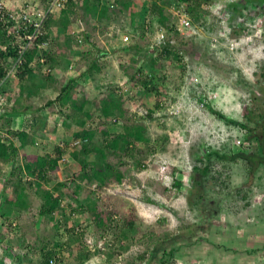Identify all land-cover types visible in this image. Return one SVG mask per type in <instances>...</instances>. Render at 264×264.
<instances>
[{
    "label": "rangeland",
    "instance_id": "rangeland-1",
    "mask_svg": "<svg viewBox=\"0 0 264 264\" xmlns=\"http://www.w3.org/2000/svg\"><path fill=\"white\" fill-rule=\"evenodd\" d=\"M232 1L236 0L204 2L201 19L197 23L191 21L193 28L179 31L173 48L180 52L182 61L166 59L168 68L157 71L166 83V93L160 98L162 108L155 110L151 118L145 115L148 116V109L153 110L158 101L156 92L146 88L143 92L138 91L132 78L143 66L145 68L140 72L150 77L143 53L136 50L115 51L112 58L106 61L104 73L94 80L86 78L83 81L88 96L93 100L98 98L100 102L109 96L108 93L114 95L117 90L128 101L130 112L123 120L118 122L114 117L106 120L98 111L92 126L97 122L99 125L106 124L114 135L124 131L126 124H143L147 128L149 145L155 149L154 153H148L147 163L142 169L133 158L123 156V153L109 157L125 174L121 184H112L104 191L99 190L97 181L90 185L84 180L81 184L85 189H78L76 183L72 184L81 202L86 201L91 189L97 198L103 199L107 211L117 210L115 228L104 231L89 213L78 211L72 214L66 208L70 213L67 227L76 229L74 243H82L76 249L77 254L81 251L91 253L84 264H162V256L170 248H177L179 264H264V169L252 177L246 161L238 157L224 162L214 159L206 174L194 170V166H203L198 158L204 156L206 150L216 149L229 155L240 150L247 131L227 122L223 116L247 122L244 116L247 108H255L256 114L264 108V77L261 79L264 73V37L258 36L264 28V8L240 4L238 10L241 12L230 16L227 4ZM169 2L173 0H165L161 4ZM150 7L149 0L143 1L140 7L135 4V17L127 12L123 20L115 23L127 30L135 28V34L114 32L116 35L112 38L109 33L115 31L114 26L107 29L94 18L86 22L78 15H72L71 23L62 31L70 34L71 30L79 33L86 30L99 45L104 43L109 52L126 44L139 43L145 51L158 50L159 55L162 49L157 46L167 36L164 33V38L160 37L161 30L149 14ZM167 8L175 12L173 4H168ZM52 16L59 20L60 14L56 12ZM143 24L150 25L143 28ZM52 30L57 37L63 33L56 25ZM250 37L252 40H249ZM61 51L52 50L51 54ZM72 52L76 53L75 57H72ZM64 54L56 55L57 65L51 72L47 70L45 73L43 67L38 69V66L34 69V73L37 70L36 77L30 75L28 82L33 93H24L26 95L21 101L28 105L35 117L42 120L44 116L45 122L50 124L61 125L62 121L61 115L55 111L57 105L50 106L48 101L56 99L70 77L78 76L80 69L90 61L79 58L81 50H67ZM71 65H74L73 69H70ZM41 72L45 77L48 73L55 76L52 86H42ZM242 75L244 82L240 79ZM78 80L72 85L81 82L80 77ZM78 97L82 100L85 96L80 93ZM206 102H210V106L223 116L214 114L205 105ZM86 107L91 109L93 105ZM29 124V133L41 127L40 123ZM48 129L49 126H46L47 132H51ZM47 135L44 137H55L52 133ZM96 138L101 140L104 137L98 134ZM55 139V143L59 144L58 135ZM37 140L40 145L34 146V150L40 151L42 143ZM250 143L254 147V141ZM47 144L48 141L43 142L44 146ZM47 148L44 151L51 150ZM25 154L26 150L20 147L13 161H3L0 194L3 178H9V189L17 178L28 180V174H24L28 162ZM65 157L60 161L62 171L59 182H67L73 177L68 176L73 160L67 155ZM12 171L16 174L11 175ZM178 180L182 182L181 187L175 185ZM58 181H53L49 187L53 188ZM28 201L31 212L11 211L15 222H19V231L7 232L6 228L3 230L4 225H0L2 264L16 262L17 253L27 264H41L42 245L59 238L53 223L39 213L42 207L40 195L33 190ZM69 202L80 208V203L72 198L64 200L63 204ZM6 207L7 204L2 208L3 213ZM132 211L138 218L137 229L128 231L125 236L121 231V220ZM5 217L12 219L7 214ZM188 228L190 234L186 232ZM61 231L65 232L64 229ZM64 236V240H68L69 236ZM155 243L162 247L155 256H151L150 250ZM62 254L67 264H78L68 248H64ZM180 255H185V258Z\"/></svg>",
    "mask_w": 264,
    "mask_h": 264
},
{
    "label": "trees",
    "instance_id": "trees-1",
    "mask_svg": "<svg viewBox=\"0 0 264 264\" xmlns=\"http://www.w3.org/2000/svg\"><path fill=\"white\" fill-rule=\"evenodd\" d=\"M24 1L20 0L24 5ZM145 0H67L65 6L61 9L59 20H56L52 14H50L46 20L45 34L37 39L33 44L30 45L28 51L24 54L23 64L19 68L18 77L19 84L15 94H12L15 98L14 102L18 103V106L13 109V113H23L27 114V125H36L39 122V117L33 115V111L29 108L23 109L24 106L28 107L25 103L20 102V97L24 95L25 92L33 93V88L27 82V76L36 77V71L34 73L35 67L38 69L45 65L48 66L50 72L56 68L57 57L56 55H65L67 50H81L79 58L84 60H90L82 70L80 69V74L78 76L74 75L70 77V81L62 86L58 96L54 100H49L48 105H57L56 112L61 115L62 124H50L45 123V126H49L50 131L57 132L59 138V144L54 143L51 150L39 151L34 150L35 140L34 136H30L27 128L19 131L9 130V134L12 135V140L9 141V145L2 140L0 134V172L2 170L3 161H13V157L17 154L19 148L26 150L24 156L25 160L28 161L26 165V170L22 174L30 175V179L26 182L22 181V178H17V181L12 182V187L10 189L11 195L6 196L4 201L6 202L7 210L0 215H6L7 217L12 216L13 210L19 209L21 212L26 210L32 211L31 205L28 201V195L34 190L37 195L42 198V207L39 212L40 215L47 217L50 223L55 226L57 230V235L59 238L57 241L50 243L45 242L41 249V264H67L62 252L64 248H68L70 254L76 259L78 264H84L91 257V253L81 251L76 252V249L82 245L80 242H75L76 239V229L75 227L68 228L67 224L69 221L70 213L75 214L78 211L81 213H89L94 221H96L97 226L102 228L104 231L106 229L115 228L114 216L117 214V210L107 211L106 207L103 205V199L97 198L95 191L89 189L86 201L81 202V197L78 191H73L72 184L76 183L78 189L84 188L81 182L87 181L90 185L97 181L99 190L104 191L105 187H109L112 184H121L125 177V174L120 168H118L113 162L109 160L111 155H120L133 158L136 165L142 169L147 163L148 153H154L155 149L149 145L150 139L147 137V128L143 124L134 123L132 125L126 124L125 130L117 134L112 135L107 129L106 124L96 123L95 115L98 111L101 118L109 119L114 117L115 121L120 122L122 118L130 112L128 108L127 98H123L120 94L115 91V94L108 93L105 98L101 99L99 102L98 98L92 99L88 96V90L84 85L83 81L86 78L91 80L96 79L98 75H101L106 71V61L112 58V53L126 52L136 50L137 53L141 52L144 54V60L146 65L150 69V77H146L142 72L144 66L138 71L139 73L133 74L134 86L138 87V91H144L146 88L150 92H156L157 103L154 105V109H148V116L146 118H151L153 112L157 109L162 108L161 96L166 93V83L159 76L160 69L166 68V59L168 60H178L182 61L180 52L175 50L173 47L175 45L173 42L177 43L178 39V17L169 10L168 4L171 6L173 4L174 8L181 12H186L193 23H197L201 19V12L203 11V3L210 2V0H173L168 4H161L165 0H149L151 1V7L148 8L149 14L155 19V24H158L159 30L163 31L167 38L166 40L160 41L157 47L161 48V53L158 55V50L145 51V47L139 43L134 45L126 44L122 47H117L113 49L114 51L109 52L104 43L98 44L97 40L94 39L86 30H82L81 33L66 34L68 25L71 23L72 15H78L86 22L90 21L92 18L98 21L105 28H110L114 26L113 33H109V37H115L117 32L134 33L135 28L131 30L123 28L122 26H116L115 23L123 20L127 12H130L134 17L137 11L134 10V5H142ZM110 2V3H109ZM48 0H41L39 2L40 7L46 8ZM243 6L255 5L254 7L264 8V0H236L235 2H229L227 6L230 8V16H234L241 11L238 10L239 5ZM81 11L83 13H81ZM132 22V21H131ZM154 23V21L152 22ZM56 25L59 26L61 36H56L52 30V27ZM150 24H143V28ZM154 25V24H153ZM117 27V28H116ZM111 29V28H110ZM145 30V29H144ZM15 31V30H14ZM137 31V30H136ZM114 32H116L114 34ZM107 33V32H106ZM11 35L8 34V30L0 26V50H2L3 45H7ZM48 41L49 45L45 48L40 47V43ZM85 47V48H84ZM62 50L57 54H51L52 50ZM155 49V48H154ZM147 53V54H146ZM72 57H75L76 53H71ZM160 56V58H158ZM19 57L18 51L11 45H8L6 51H1L0 53V77L7 76L8 71L11 69V64ZM10 58L12 63H7V59ZM46 59L44 63L41 59ZM34 64V66H32ZM144 65V63H143ZM168 68V67H167ZM172 66L171 69H173ZM43 70V69H42ZM168 71H171L168 69ZM44 72V70H43ZM142 73V74H140ZM39 75V74H38ZM37 75V76H38ZM43 77L44 87L52 86V82L55 80V76L50 73L45 77L41 72ZM26 77V79H25ZM78 77L81 78V82L77 85H72L74 81H79ZM243 75L241 76V82L243 81ZM264 77V73L261 75V79ZM261 80L258 81L260 83ZM6 89V86H4ZM164 89V90H163ZM8 90V89H7ZM84 94V99H79V94ZM9 100L11 96H8ZM94 102V103H93ZM95 104V105H94ZM87 105H93L91 109H88ZM214 114L223 116L219 111H216L210 106V102L205 104ZM255 108H247L244 116L247 122L228 119L223 116V118L233 125H236L247 131V136L243 142H241V147L239 151H234L231 155L222 154L216 149L206 150L205 155L198 158L202 161L203 166H194V170L206 174L209 167L212 166L213 160L224 162L226 160H235L240 157L246 161L248 164L249 175L254 177L257 172L264 169V108L262 112L256 114ZM104 123V122H103ZM8 133V132H7ZM98 134L103 137L101 140L97 139ZM112 136H111V135ZM168 139V138H167ZM250 141H254V147L251 146ZM15 142H18L20 146H17ZM152 147V148H151ZM11 149V150H10ZM65 155L73 160L68 169L69 178L67 182H59V174L62 171L60 161L62 158L66 159ZM66 162V161H65ZM64 162V163H65ZM9 163V162H8ZM16 174L15 171L11 172V175ZM21 174V176H22ZM6 181L8 177H5ZM58 181L57 184L50 188L49 184L53 181ZM80 180V181H79ZM5 181V182H6ZM80 182V183H79ZM86 182V183H87ZM182 182L180 180L175 182L177 187H181ZM63 187V190L61 189ZM85 189V188H84ZM6 195V194H4ZM203 197V194H199ZM72 198L74 202L80 203V208H77L75 204L69 202L63 204L64 200ZM85 200V198H82ZM5 204L0 200V210ZM70 213L67 212V209ZM8 224H4L3 230L6 228L7 232L16 231L15 225L12 224L11 219H7ZM137 215L132 211L128 215L124 216L121 224V231L124 235L128 231H134L137 229ZM19 223V222H18ZM19 225V224H18ZM20 229V226H18ZM64 229V233L61 231ZM187 233H191L188 228ZM126 233V234H125ZM64 235H68V240H64ZM123 235V236H124ZM61 237V238H60ZM71 239V240H70ZM21 245V244H20ZM161 245L155 243L153 249L150 250L151 256H155L158 250L161 249ZM83 250V249H80ZM179 253L177 248H170L165 250L162 256V264H179L176 254ZM181 254V253H180ZM17 261L13 264H27L23 258H19L17 253ZM26 258V254H24ZM180 257L185 258V255H180ZM28 260L31 261L29 258ZM0 264H2L0 262Z\"/></svg>",
    "mask_w": 264,
    "mask_h": 264
},
{
    "label": "built area",
    "instance_id": "built-area-1",
    "mask_svg": "<svg viewBox=\"0 0 264 264\" xmlns=\"http://www.w3.org/2000/svg\"><path fill=\"white\" fill-rule=\"evenodd\" d=\"M39 2H41V0H26L24 1L21 11L13 12L14 8L10 10L9 7L11 4L8 3V0H0V24H2L5 29L7 28L9 33L11 31L12 35L15 37L7 45H3L2 50L6 51L8 45H11L16 48L19 54V57L11 64L12 67L8 72L9 74H17L23 63L24 54L28 51L30 45L45 34V24L48 16L60 12L67 0H48L45 9L40 7ZM174 14L178 17L179 31L184 32L186 29L188 30L194 27L186 12L183 11L180 13L179 10L175 9ZM70 33L79 34L76 30H71ZM263 34L264 28L258 36L264 37ZM164 36V32L161 31L160 37L163 39ZM249 40H252V37H250ZM49 43L48 41H44L40 43L39 46L45 48ZM2 50H0V53ZM44 60L45 59L42 58V61ZM73 68L74 65H71L70 69ZM47 70L50 71V69ZM4 83L5 77H0V104L5 100ZM4 224H8V221L4 216L0 215V225L3 226ZM12 224L16 225V222L13 221ZM53 264L56 263L53 262Z\"/></svg>",
    "mask_w": 264,
    "mask_h": 264
},
{
    "label": "crops",
    "instance_id": "crops-1",
    "mask_svg": "<svg viewBox=\"0 0 264 264\" xmlns=\"http://www.w3.org/2000/svg\"><path fill=\"white\" fill-rule=\"evenodd\" d=\"M10 75H12V74H10ZM25 79H26V77H25ZM30 80H29V78H28V76H27V82H29ZM5 86H6V90L8 91V93L10 94V96H11V98H10V101L12 102L13 101V99L15 98L14 96H12V94H15V92L17 91V87L18 86H20V84H19V79L18 78H13V77H11L8 81H7V83L5 84ZM26 93V92H25ZM27 94V93H26ZM26 94H24L22 97H20V102L21 101H23V98L25 97V95ZM22 103H24V102H22ZM13 105L14 104H16V105H18V103L17 102H14L13 101V103H12ZM15 106V105H14ZM28 106V105H27ZM15 107H12V106H10L9 107V112H8V114H9V116H5L4 118L5 119H3V118H0V133L1 134H6L9 130H10V128H12L13 126L15 127V126H17V127H21V129H23V128H27L28 127V125H26L25 123V125L24 124H20V123H16V122H14V120L12 121V116L14 115V114H16V113H13L12 111H13V109H14ZM26 109V110H28V108L29 107H26V106H24L23 107V109ZM30 109V108H29ZM28 111H30V110H28ZM19 119L22 121V119H23V117H19ZM46 120H45V117L43 116V119L42 120H40L39 119V122H40V125H41V127L39 128V129H37L36 128V130H34V131H31L30 133H29V135L30 136H34L35 138H37V139H40L41 140V147L39 148L41 151H44V148H52V144H54L55 142H56V139H55V137H56V135H57V132H47V130H46V126H45V122ZM2 122V123H1ZM28 129V128H27ZM13 130H14V128H13ZM44 130V131H43ZM48 133H52V134H55V137L53 136V138H52V136H50V137H44L45 135H47ZM48 136V135H47ZM39 137H41V138H39ZM12 135L10 136V138L7 140V143H9V141H11L12 140ZM46 139H49V140H46ZM51 139H52V141H51ZM46 141H48V144L46 145V146H44L43 145V142H46ZM51 141V142H50ZM50 142V143H49ZM15 144L17 145V146H20L19 145V143L18 142H15ZM57 144V143H56ZM40 145V144H39ZM50 146V147H49ZM47 148V149H48ZM27 177H28V179H30L31 177H29V175H26ZM6 178H3V180H2V184L4 185H1V188L3 187V191L1 192V195H0V200H2V201H4V199H5V197L6 196H9V195H11V193H10V189H9V186H8V184H10V182L8 183V180H9V178H7V181L5 180ZM6 181V182H5ZM22 181L23 182H26L27 180L25 179H22ZM6 185V186H5ZM4 194H6V195H4ZM28 197H30V195H28ZM6 204V203H5ZM26 212H31V211H29V210H26Z\"/></svg>",
    "mask_w": 264,
    "mask_h": 264
},
{
    "label": "clouds",
    "instance_id": "clouds-1",
    "mask_svg": "<svg viewBox=\"0 0 264 264\" xmlns=\"http://www.w3.org/2000/svg\"><path fill=\"white\" fill-rule=\"evenodd\" d=\"M8 3L9 4H11V6L9 7L10 8V10H12L13 8V12H18V11H21V8L23 7V4H22V2H20V0H8ZM10 10H9V12H10ZM0 26H2L3 27V25L2 24H0ZM7 29V28H6ZM14 32V31H13ZM8 34L9 35H11L12 36V38L10 39V41L11 40H13L15 37L12 35V33H11V31H10V33L8 32ZM9 41V42H10ZM8 42V43H9ZM6 45V44H5ZM46 60V59H45ZM45 60L44 61H42V59H41V62L42 63H44L45 62ZM7 63H12L11 62V59L10 58H8L7 59V61H6ZM23 64V63H22ZM32 66H34V64H32ZM36 68V67H35ZM47 69H49L48 68V66L47 65H45L44 66V68H43V70H44V72L46 73V71H47ZM10 71V70H9ZM8 71V72H9ZM19 72V71H18ZM18 72H17V74L16 75H10L9 73H7V76H5V83H4V86H5V84L7 83V81L11 78V77H13V78H18L19 79V77H18ZM3 86V87H4ZM4 94H5V100H4V102L3 103H1L0 104V118H3V119H5L4 117L5 116H9V114H8V112H9V107L10 106H12V107H17L18 105H16V104H12L13 103V101L11 102L10 100H9V98H8V96L10 95L9 93H8V91L6 90V89H4ZM19 117H23V119H22V121L19 119ZM28 116H27V114H26V112H23V113H17V114H14L13 116H12V121L14 120V122H16V123H20V124H26L27 123V120H28V118H27ZM24 124V125H25ZM27 125V124H26ZM13 128H14V130H13ZM24 129V128H23ZM23 129H21V127H17V126H13L12 128H10V130H13V131H19V130H23ZM1 134V133H0ZM1 136H3L2 137V140L5 142V143H7V140L10 138V136H11V133L9 134V131H8V133H6V134H1ZM35 146L36 145H39L40 144V142L36 139L35 140ZM7 145H9V143H7ZM63 160H65L64 158H62ZM1 195V194H0ZM0 213H3V211H2V209L0 210ZM2 216H4L5 217V215L3 214ZM6 218V217H5ZM6 220H7V218H6ZM16 219H11V222L13 223V221H15ZM8 221V220H7ZM19 223L18 222H16V225H15V229H16V231H19V228H18V225ZM9 264H13V262L12 263H9Z\"/></svg>",
    "mask_w": 264,
    "mask_h": 264
}]
</instances>
